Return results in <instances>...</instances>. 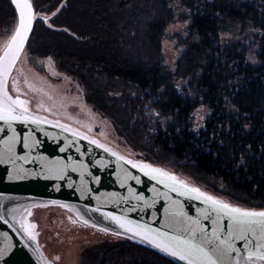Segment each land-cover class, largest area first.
<instances>
[{"label": "trees", "instance_id": "obj_1", "mask_svg": "<svg viewBox=\"0 0 264 264\" xmlns=\"http://www.w3.org/2000/svg\"><path fill=\"white\" fill-rule=\"evenodd\" d=\"M27 48L50 56L143 160L248 209H264V0H32ZM173 3L188 9L186 50L163 65ZM16 11L0 0V30ZM241 30L235 43L233 30ZM177 82H182L185 95ZM203 103L205 126L190 121ZM82 264H178L123 239Z\"/></svg>", "mask_w": 264, "mask_h": 264}, {"label": "water", "instance_id": "obj_2", "mask_svg": "<svg viewBox=\"0 0 264 264\" xmlns=\"http://www.w3.org/2000/svg\"><path fill=\"white\" fill-rule=\"evenodd\" d=\"M9 1L17 14V28L19 12L13 0ZM30 2L34 11L32 29L7 79V91L13 99L18 96L10 90L11 77L28 46L36 20V11L32 0ZM25 107L26 112L17 107L15 114L29 117L27 120L0 119V264H54L33 229L35 239L21 227L22 223L32 224L35 209L51 206L67 210L89 227L156 250L178 264L186 262L161 251L145 239V235L160 238L159 233H166L215 248L219 241L208 245L204 234L210 236L218 221L217 235L220 240L228 239L231 232L228 217L218 214L204 197L198 199L195 192L180 185L173 191L170 185L174 182L168 176H175L188 189H199L233 208L264 211L232 204L165 168L125 156L68 123L33 112L26 102ZM145 165L148 168L142 171ZM151 169H159L167 175L146 174ZM112 217L120 218L133 230L120 227ZM254 227L256 231L248 232L246 240L232 238L231 243L239 251L231 253V260L221 257L222 264H235L237 260L239 264H264L255 257L247 258L249 250L256 251L257 244L264 243L260 239V226Z\"/></svg>", "mask_w": 264, "mask_h": 264}, {"label": "rangeland", "instance_id": "obj_3", "mask_svg": "<svg viewBox=\"0 0 264 264\" xmlns=\"http://www.w3.org/2000/svg\"><path fill=\"white\" fill-rule=\"evenodd\" d=\"M171 7L174 16L165 29L162 51L163 65L174 70L187 48L186 40L191 19L188 9L182 7L180 3H173ZM16 25L17 21L12 27L0 30V55L13 35ZM232 33L238 36L242 32L237 28ZM239 38L240 35L235 37L234 42L237 43ZM176 84L185 95L188 94L184 91L185 85L182 82ZM10 90L25 100L29 110L68 123L100 139L125 156L143 160V155L116 132L113 124L88 105L80 84L60 72L52 57L34 55L26 48L11 77ZM209 113L208 107L203 103L195 109L190 121L193 131L199 132L204 128ZM176 175L192 183L184 175ZM31 222L36 225L33 232L40 245L54 264H82L83 255L91 247L105 242L123 241L120 237L79 222L61 207L35 209Z\"/></svg>", "mask_w": 264, "mask_h": 264}, {"label": "snow or ice", "instance_id": "obj_4", "mask_svg": "<svg viewBox=\"0 0 264 264\" xmlns=\"http://www.w3.org/2000/svg\"><path fill=\"white\" fill-rule=\"evenodd\" d=\"M13 3L18 9L19 19L18 26L15 29L14 34L11 36L10 41L6 44L3 58L0 59V93L3 94V100L0 101V119L2 120H27V116H17L15 110L17 107L22 108L25 112L27 108L25 107V101L19 99H13L7 91V79L11 74V71L19 58L20 53L23 51L25 43L28 39V35L31 32L32 24L34 20V11L30 0H13ZM17 91L19 89L17 88ZM36 122V121H33ZM115 155V153H113ZM133 167L137 165L133 164ZM148 166H142L141 170L144 171ZM159 173L161 176L167 175L159 169H151L150 173ZM155 179L156 176H153ZM168 179L173 181L174 184L170 185L173 191H176V185L185 188L187 191L197 193V198L204 197L206 203H211L218 214H223L228 217L231 221V232L229 233V238L226 240H220L217 235L219 229L218 221L217 228H214L210 236L205 233L206 242L211 245L213 241H219L215 248H209L204 245V243H195L191 238H183L181 236H168L166 233H159L157 238L155 236L149 237L145 235V239H148L155 247L159 248L161 251L167 253L170 256L177 258L178 260L185 261L186 264H222L221 257H227L231 260V253L234 251H239L231 243L233 237L238 239H247L248 232H255V225L260 226V239L264 241V211L254 212L246 211L239 208H233L226 203H222L211 196L199 191V189L192 188L188 189L187 185L180 184L175 176H168ZM163 182V181H162ZM116 220L120 227L126 228L128 231L133 229L127 227V223L122 221L118 217H112ZM21 227L24 231L32 238L35 239L32 229L36 227L35 224L22 223ZM203 232V229H201ZM195 236V232L192 233ZM223 246V247H221ZM256 251H248V259L251 260L253 257L264 261V243L257 244ZM213 253H216L214 255ZM235 264H239L238 260Z\"/></svg>", "mask_w": 264, "mask_h": 264}]
</instances>
